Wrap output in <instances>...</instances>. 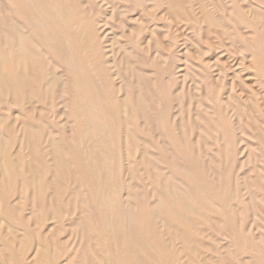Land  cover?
Wrapping results in <instances>:
<instances>
[{
  "label": "bare ground",
  "instance_id": "bare-ground-1",
  "mask_svg": "<svg viewBox=\"0 0 264 264\" xmlns=\"http://www.w3.org/2000/svg\"><path fill=\"white\" fill-rule=\"evenodd\" d=\"M211 1L210 5L217 7L225 15L224 17L220 18L215 15L210 10L207 0H86V3H82L83 5L88 2L89 5L97 7L99 11V14L90 20H85L83 13L78 9L67 8V0H7L20 19L17 18L18 23L19 21L25 23L32 30L30 34L42 41L44 46L39 47L36 42L33 43V36L31 37L29 33L23 31L26 26L23 27L22 24L19 27L14 20L8 19L10 17L0 16V264H250L249 260L244 261L250 257L246 256L247 258L243 257L244 260H241L242 258L239 259L227 247L219 253L213 240H210L212 244L203 243V239L207 236L203 225L209 230L215 229L216 231L214 217L212 218L209 214L210 211H214L212 196L219 194L210 193L208 182L205 184L199 180L197 190L201 193L199 196L202 195V197L191 201L186 200L178 193L173 183L163 176L161 170L155 169L149 163L145 143L142 142L143 138L141 139L139 131L136 129L143 126L145 120L139 125L135 118L136 114L133 113V108L140 110L146 106L147 101L141 97L142 95L136 94L137 92L134 93L136 95L130 92L131 95H125L122 99L115 97V89L118 86L126 88V85L124 87V84H117L116 87L114 74L108 71L105 66L108 54L111 52L114 55L113 47L110 46L107 39V28L111 25L110 20L120 14V9H122L120 4L129 3L132 8L130 7L131 10L127 13H133L131 21H136L134 26L129 28L127 36L129 42L141 53L152 55L154 59H162L163 51L174 54V50L182 46L168 35L164 36L167 37L166 44L163 45V41L161 43L158 36L159 25L168 18L172 22L186 23L187 28L195 36H204L206 39H210L211 35L223 37L224 30L227 28L226 24L233 23L234 28L239 32L238 37L242 43L243 49H240L250 53L248 55L251 58L250 68L255 71L254 76L258 80L257 84L264 90V22L258 20L259 12L257 13V8L253 7L255 3L252 5L253 2H257L264 6V0H248L247 4H237L233 8L230 7L231 9L227 8L225 0ZM148 2L152 4L147 5ZM88 4L84 5L86 9ZM88 9L89 12L93 11L90 7ZM163 12L167 18L160 16ZM121 18H119L120 26L125 21L122 18L124 21L121 22ZM116 20L118 21V18ZM227 30L226 32H228ZM239 30L244 31L240 32ZM119 37H124V35ZM234 37H236L235 34ZM211 39L209 41L213 43ZM124 45L126 46V44ZM118 46L120 49V45ZM126 48L128 49V47ZM115 49L117 50V47ZM131 50L129 47V51ZM212 50L209 49L203 54V58ZM192 51L194 52V50ZM231 51L229 50L230 53ZM131 53L129 54L131 55ZM47 54L55 62L50 60L46 56ZM129 54L127 53V55ZM144 58L143 56L141 61ZM197 59L201 60V57L198 56ZM217 59H214L213 64L206 61L205 63L207 66L209 65L208 67L217 69L216 67L219 66ZM227 59L225 60L228 63ZM109 61L113 62L112 59ZM127 63L129 62L127 61ZM144 64L145 61L142 62V65ZM60 65L73 75L75 89L84 93L81 100L74 101L69 115L78 124V141L74 143L69 141L63 143L57 138L63 133L66 121H68L65 117L67 113L62 111L63 104L66 108L70 103L65 106V99V102L61 101L63 99V90L59 84V73L61 72L58 73L59 76L56 74V67ZM191 65L196 67L195 63H191ZM248 65L250 66V64ZM183 66L185 65L183 64ZM199 69L201 71V68ZM182 70L181 68L179 74ZM117 75L119 77L118 73ZM183 75L185 74L180 77L182 82L185 81ZM121 77L123 76L121 75ZM220 77L223 78L221 75ZM226 77L227 75L224 80ZM118 79L120 80V77ZM237 84L239 83L236 82ZM247 84L249 85V83ZM251 87L253 88L252 84ZM238 90L244 94L247 93L244 89ZM205 92L209 91L205 90ZM176 93L178 92L176 91ZM229 93L228 88L224 98L219 93L212 96L218 102L224 103V101L236 98ZM170 96L172 95L169 90L163 92L165 99ZM208 97L207 94L206 98ZM142 98L144 99L142 100ZM254 99L252 100L254 101ZM143 101L146 102L143 103ZM235 101L238 100L235 99ZM240 102L238 101V103ZM230 105L229 107H231ZM238 108L241 106L238 105ZM139 112L141 113V111ZM244 112L246 113V110ZM245 121L247 122L246 119ZM161 123L169 143L180 150L181 144L165 119ZM251 123L254 122L251 121ZM69 135L70 138L72 133ZM241 139L239 140L240 144L244 142L243 138ZM227 140L229 141V139ZM231 140L233 144L234 139ZM223 146L225 152H231L229 144L224 143ZM243 146L249 145L244 143ZM199 147L201 146L199 145ZM167 149L169 148L167 147ZM203 149L207 154V150L210 148ZM241 151L238 150L239 153ZM122 154H125L127 158L123 159ZM131 155H135L139 159L141 170L149 185L156 190H164L166 193L163 199H158L155 203L152 201L153 204L143 206L139 210L122 204L120 197L122 188L116 184L119 183L122 174L131 172L132 166L123 165V161L128 163V157ZM233 155L235 154L232 151L231 159H233ZM207 162L209 163V161ZM127 166L130 167V170ZM139 189L141 188L139 187ZM82 191L86 192L91 206L97 210L100 227L93 226L91 215L86 211L88 204L86 205L87 202L84 201ZM132 197L134 196L132 195ZM140 198L142 197L139 196ZM216 199H218L217 204L220 201L225 206L221 214L225 219L228 235L234 240L238 249L242 254L255 258L258 264H264V249L258 244L246 240L240 229L231 220L234 211L230 204L231 197L224 194L217 196ZM133 204L137 205L134 202ZM219 210L221 209L219 208ZM250 213L252 214V212ZM95 223L97 224L96 221ZM15 228L21 232V235L14 230ZM224 238L230 239L226 236ZM30 252H33V259L27 262ZM207 253L211 255L208 256ZM215 254L217 255L215 258H218L216 261L213 257Z\"/></svg>",
  "mask_w": 264,
  "mask_h": 264
},
{
  "label": "rangeland",
  "instance_id": "rangeland-1",
  "mask_svg": "<svg viewBox=\"0 0 264 264\" xmlns=\"http://www.w3.org/2000/svg\"><path fill=\"white\" fill-rule=\"evenodd\" d=\"M2 1H4V2H2ZM83 2L86 3V0H67V8L78 9L80 12L83 13L82 15H83V18L85 20H90V18L96 17L99 14L97 7L91 6L87 2V4L89 6L86 9L87 4H84V5H86V6H84L82 4ZM210 3L212 4V1L207 0V4L209 5L210 10L215 15H217L220 18L225 16L217 7L210 5ZM225 3H226L227 8L228 7L233 8L237 4H241V5L242 4L245 5V3L247 4L248 0H225ZM146 4L150 5L152 3L148 2ZM252 5L255 9L257 8L256 12L257 13L259 12V14H258L259 18L257 16L258 20H260L261 22H264V21H262V19H264V13H263L264 12V6L260 5L257 2H253ZM1 6H3V7H1ZM124 6H125V8H124ZM131 6L132 5L129 3L120 4V8H122V9H120L121 10L120 14L118 15V17L115 16L114 19L110 20L111 25L108 26L109 30L107 28V32H108L107 39L109 41L108 43L110 44L111 47H113L112 52L114 53V55L111 54V52L108 54L107 59H106L107 62H106L105 66H106V69L108 71H111V73L114 74V78H116L114 80V84L116 87H117V84L118 85L124 84V87L126 85V88H122V86H118L117 89H115V97H117L119 99L121 97V99H122L125 97V95H131L130 92H132L133 95L139 94L140 96L142 95L141 97L145 98V100L147 102L143 101V103L146 102V106L142 107V109H140V110L139 109L136 110L135 108H133V111H134L133 113L136 114L135 118H136L138 124L139 125H140V123L142 124L143 121L145 120L144 121L145 123L143 124V126H139L136 128L139 131V132L138 131L137 132L139 133L141 139L143 138L142 142L145 143L146 154L148 156L149 163L155 169L161 170L160 172L163 174V176L166 177L167 179H169L173 183V185L176 187V190L178 191V193L181 196H183V198L191 201V200L197 199L199 197H202V195L199 196V194H201V193L197 190L199 180H201L205 184L208 182L207 186L209 184L208 188H209L210 193L219 194V195H215L214 197L212 196V199H211V201H213L212 202L213 203L212 209H214V211H210L211 213L209 214L212 218L214 217L213 220H214L215 225H216V227H215L216 231H215V229L209 230L206 227H204V225H203L202 227L206 230V233H207V236L203 239V243L212 244V241H210V240H213L214 241L213 244H215V247L217 248V251H219V253L223 252L227 247L228 250L230 252H232L233 254L237 255V257L239 259L242 258L241 260H244V258L250 257L249 259L247 258L244 261L249 260L248 262L251 264L252 262L255 261V258H253L252 256L242 254L240 249H238V247L234 243V240L228 235V232H227L228 228H227L225 219L221 214L224 211L225 206L220 201H219V204H217L218 199H216L217 196H222L224 194L228 195V197H231V203L230 204H231L232 208H234V211L231 215V220L234 222V224L237 226V228L240 229L243 237L246 238V240L254 242V243L258 244L259 247L264 249V194H263L264 193V178H263L264 177V175H263V173H264L263 172L264 171L263 170L264 169V133H263L264 132V124H263L264 123V90L261 89L259 87V85L257 84L258 80H257L256 76H254L255 71L252 68H250L251 67V58H250V56H248L250 53L246 52L245 50H242L243 49L242 43L240 42V39L238 37L239 32L236 28H234V25L231 22L226 24V27L229 28V30H227V28H225L224 36L218 37L216 35H211L209 38L211 39V37H212L211 40L213 43H210V41H209L210 39L207 38L208 39V41H207V39L204 36H201V37L195 36L193 34V32H191L187 28V26L185 25L186 23L179 22V21H176L177 23L174 21L172 22L171 19L168 18V20H165L160 24L161 26L159 25V30H158L159 35L158 36L160 37L161 43L163 41V45L166 44L167 37H164V36L168 35V37L174 38L178 42L177 43L178 45L182 44V46L175 49L174 54L171 52L168 53L167 51H163L162 59H158V58L154 59L152 57V55L141 53L137 48H135L129 42L130 40L127 37L129 30H130L129 28L134 26V24L136 23V21H131V16L133 13H127V12H129V10H131V8H132ZM89 7L91 8V11L92 10L94 11V12L92 11L93 13L89 12L90 11L88 9ZM7 9L10 10V12H8ZM12 9L13 8L8 4L7 0H1L0 1V13L3 14V15L0 14V16L5 17V18L10 17L8 19L14 20L18 26L22 25L23 24L22 22L19 21V23H18L17 20L19 19V17L17 16L16 12L13 11ZM122 11H123V13H121ZM88 12L90 13L89 15H88ZM8 13H10V14H8ZM135 14H138V12H135ZM160 16H164L165 18H167L165 12L161 13ZM121 17L125 20V21L123 20L125 23L122 21ZM261 17H263V18L261 19ZM116 18H118L119 22L116 20ZM119 18H121V22H123L121 25L125 26V27L120 26V24H119L120 19ZM84 19H83V21H84ZM174 23H176V24H174ZM115 24H117L119 27ZM174 25H175V27H174ZM22 26L23 27L26 26L25 23ZM19 27H21V26H19ZM26 27H24V30L21 28V30H23L25 33L27 32L30 34L32 32V30H30L29 27H27V28ZM120 27H122V28H120ZM231 27H233V28L231 29ZM116 29H118V30H116ZM175 29H176V31H175ZM204 29H205V27H204ZM177 30H179V31H177ZM226 30L228 32H226ZM239 31L241 32L244 30H239ZM179 32L180 33L182 32L183 35H182V33L180 34ZM189 33H190V35H189ZM234 34L236 37H234ZM120 35L121 36L124 35V37L120 38L119 37ZM188 35L191 37H189ZM228 35H231V36H228ZM30 36L31 37L33 36L32 38H33L34 44L36 42V45L38 44L39 47L44 46L43 42L40 41L39 39H37L34 35L30 34ZM213 36H214V38H213ZM161 37H162V39H161ZM181 37L183 39L185 38V40H182ZM203 38H205V39L203 40ZM233 38L236 39L237 42H234L236 40H234ZM116 41H117V43H116ZM214 42H216V43H214ZM124 44H126V46ZM236 44H237V46H236ZM118 45H120V49H119ZM200 45L204 50L200 47ZM111 47H109V48H111ZM116 47H117V50L115 49ZM126 47H128V49ZM129 47H130V50L132 49L133 51L132 50L129 51ZM123 48H124V50L126 49L125 52H122V51H124ZM181 48H182V50H180ZM240 48H242V49H240ZM188 49L191 51H189ZM209 49H213L212 52L208 53V55H206L207 57L205 56L203 58V54L208 52ZM127 50H128V52H127ZM192 50H194V52ZM229 50L230 51L232 50L231 53L229 52ZM126 52L128 54L130 52H132V53H131V55L130 54L127 55ZM125 53H126V56H125ZM164 54H166V55H164ZM243 54H245L246 56ZM119 55H121L120 58H119ZM168 55H169V57H167ZM184 55H186L185 57H187V58L183 57ZM193 55H194V57H193ZM226 55H227V57H226ZM46 56L48 58H50V60H53V59H51V56L49 54H47ZM141 56H142V58L144 56L146 59L144 58L145 60L143 59V61H141V59H142ZM198 56L201 57V60L197 59ZM235 57H236V59H235ZM147 58H148V60H147ZM163 58H165V59L163 60ZM216 58H218L217 60L219 61V66L216 67L218 70L212 69V67H208L209 65L207 66V63H205V61H206V62H211L209 64H213L214 63L213 61ZM226 58H228L227 59L228 63L225 60ZM111 59L113 60V62L109 61ZM222 59H224V60H222ZM237 59L239 60L238 62H237ZM101 61H102V57H101ZM127 61L131 64L127 63ZM144 61H145V64L142 65V62H144ZM114 62H116L115 65H117V66L114 65ZM160 62H162V63L160 64ZM166 62H167V64H165ZM182 63L185 66H183ZM191 63H193V64L195 63L196 67H194V65L192 66ZM235 63H237L238 65ZM134 64H135V66L136 65L137 66L135 67ZM248 64H250V66ZM153 65H155V66H153ZM156 65H157V67H156ZM188 65H189V67H188ZM181 68L183 70L179 74V71L181 70ZM199 68H201V71ZM238 68H239V70H238ZM193 70L195 73L193 72ZM221 70H225V71L222 72ZM176 71H178L177 72L178 75H177ZM216 71H218V72H216ZM59 72H61V73H59ZM119 72L121 73V75L123 77H121ZM202 72H203V74H202ZM58 73L60 76L58 75ZM117 73L119 74L120 80L118 79L119 77H118ZM206 73H207V75H206ZM218 73H219V76L221 75L223 78H221V77L219 78ZM56 74H57V76L60 77V82H62V83L59 82V84L61 86V90L64 91V92L62 91L63 99H61V101L62 100L64 101V99H65V101H66V102L64 101L65 106H67V104L70 102L68 104V106L66 107L68 109L64 108V104H63V110H62L68 114V115L65 114V117L70 122L68 123V121H66L63 133L60 134L57 138L60 139V141L63 143H64V141L65 142L69 141L71 143H74V142L78 141V136H77L78 124L69 115H70V112L73 108L74 101L75 100H77V101L81 100L84 96V93L77 91L75 89L73 75L68 70H66V68L64 66L61 67V65H60L59 67H56ZM182 74L186 75V76L183 75L184 76L183 78L185 80L183 82H182V79L180 78V77H182ZM216 75H217V77H216ZM225 75H227V77L224 80ZM247 75H251V76H247ZM233 76L235 77V80H234ZM229 80L232 81V85H231V81H229ZM123 81L126 83H124ZM169 81H170V83H169ZM215 81H216V83H215ZM236 82L239 84L236 85ZM224 83H225V86L223 87ZM247 83H249L250 86ZM250 83L252 84L253 88L251 87ZM216 84L218 85V88H217ZM228 84H230V85H228ZM229 86H232V87H229ZM256 87H257V90H256ZM118 88H122V89L119 90ZM182 88L184 91L182 90ZM228 88L230 91L229 94H232L234 97H236L235 99L238 101H241L240 103H242V104L238 103V101H235V99H230L228 101H224V103H220L217 100H215V97L213 98L212 95H214V94L217 95V93H219L224 98L225 94L228 92ZM192 89H194V90H192ZM238 89H244L245 91H247V93L245 92L246 94H244V92H239ZM165 90H169V92H171L172 96H170V98H168V99H165L163 97V92ZM205 90H207L209 92L206 93ZM176 91L178 93H176ZM259 92H261L260 94L263 97L260 96ZM134 93H136V94H134ZM207 94L209 96L208 98H206ZM154 95H156V96H154ZM246 95L249 97L246 98L247 97ZM233 96H230V98L231 97L233 98ZM244 96H246V97H244ZM155 97H156V99H155ZM251 97H252V99L255 98L254 101L251 99ZM144 98H142V100ZM245 98L248 100L246 101ZM160 99H162V100H160ZM171 99H173V100H171ZM67 100H68V102H67ZM158 101H160V102L162 101V102L160 103ZM200 101H204V102H200ZM248 101H249V103H248ZM168 103H170V104L168 105ZM243 103H246V104H243ZM165 104H167V105H165ZM230 104H232V105H230ZM229 105L231 107L232 106H234V107H232V109H231V107H229ZM238 105H239V107L241 106L242 109L238 108ZM242 105H244V106H242ZM250 105H251V107H250ZM61 107H62V105H61ZM235 107L238 109H236ZM245 107H246V109H245ZM164 108H165V110H164ZM234 109L237 111H235ZM244 109L246 110V113L244 112L245 111ZM252 110L255 113H253ZM139 111H141V113ZM207 111H209V112H207ZM233 111H235V112H233ZM238 113H239V115H237ZM244 117H247V118H244ZM236 118H237V120H236ZM239 118H240L241 122H240ZM163 119H165V122L170 126L174 135L177 137L179 143L181 144L180 150L174 148L169 143V140L165 134V131L163 130V126L161 123ZM245 119L247 120V122L245 121ZM249 120H250V123H249ZM251 121L254 123H251ZM260 121H261V123H260ZM241 123H243V124H241ZM234 124H236V125H234ZM248 124H249V126H248ZM144 125H145V127H144ZM227 125H229V126L227 127ZM253 126L255 128H252ZM260 126H262V127H260ZM239 127L242 129V131ZM200 129H202V130L200 131ZM69 130H70V132H68ZM71 133H72L71 137L74 135L72 137L74 140L71 137L69 138V136H70L69 134H71ZM226 134H228V135H226ZM242 135L244 137H241ZM254 135H256V136H254ZM257 135H259V136H257ZM237 136L240 138H238ZM232 138L234 139L233 144L231 143ZM241 138H243V141H244V142L242 141L243 143L240 141L242 144L239 143V140H242ZM227 139H229V141ZM144 140H146L147 142H145ZM198 140H199V142H198ZM202 141H204V142H202ZM205 142L207 143L206 145H205ZM168 143H169V145H168ZM211 143H212V145H211ZM224 143H227L230 145L231 152H225L224 146H223ZM244 143H247L249 146H247V147L243 146ZM199 145L201 147H199ZM204 145L207 149L210 148L207 150V152H208L207 154H206L205 150L203 149V148H205ZM186 146H187V148H185ZM210 146H213V147H210ZM239 146H241V147H239ZM242 146L244 148L245 147L246 148L244 149ZM167 147L169 149H167ZM215 148H217V149L215 150ZM238 150H239V152L242 150L241 153H239ZM232 151H233V154H235V155H233L235 158L232 156L233 159H231V156H230ZM215 152H216V154H215ZM241 155H243V156H241ZM122 156H123L122 157L123 159L127 158V156L125 157V154H122ZM261 158H262V160H261ZM127 161H128V163L126 161H123V165L125 166L127 164L130 167L132 166L131 172H129V174L128 173L122 174L120 177L119 183H116V184H118V186L120 185V187L122 188V191L120 193L122 204L124 206H131L132 208H136L139 210V209L143 208V206H146L148 204H153V202L155 203L156 201H158V199H163L166 195L165 191L161 190V189L156 190L155 188H152L149 185V182H148L145 174L141 170L140 162H139V159L137 158V156L131 155L130 157H128ZM207 161H209V163ZM211 161H212V163H211ZM130 162H132V163L129 164ZM229 163H232V164H229ZM233 164H234V166H233ZM230 165H231V167H230ZM129 166H127V167L130 170ZM132 170H135V171H133L134 173L132 172ZM229 171H230V173H227ZM247 175L249 177H252V178H249ZM224 176H226V177H224ZM128 177H129V179H128ZM246 178H248L250 180H248ZM127 179H128V181H126ZM203 180H205L206 182ZM125 186H127V187L130 186V188L126 187L127 188L126 189ZM139 187L143 190L139 189ZM135 188H137V189H135ZM213 189H215V190L213 191ZM126 190H127V192H126ZM136 191L137 192L139 191L138 193H140L141 191L142 192L140 193V195H137L138 193ZM157 192L158 193L160 192V193L158 194ZM82 193L84 194L83 195L84 201L86 200L85 202H87L86 205L88 204L86 206V211H87V213H89V215H91V219H92L91 222L93 223V226L100 227L101 223L99 220V216L97 214V210L91 206V204L88 200V196L86 195V192L82 191ZM135 193H136V195H135ZM132 195L134 197H132ZM139 196H141L142 198L139 199ZM153 196H155V198H153ZM143 199H144V201H143ZM133 202L136 203L137 205H134ZM236 207H237V209H236ZM259 207H260V209H259ZM93 208H94V210H93ZM219 208L221 210H219ZM89 209L91 210V212L89 211ZM217 209H218V211H217ZM235 210H238V211L235 212ZM250 212H252V214H254V213L255 214L252 216V214ZM93 214L95 215V219H94ZM205 214H208V213H205ZM96 215H97V217H96ZM96 218H97V220H96ZM215 219H217V220H215ZM218 220L220 223L218 222ZM95 221L99 225H97L95 223ZM14 230L19 235H21V232L19 230H17L16 228ZM222 231L223 232L225 231V232L223 233ZM211 236H212V238H211ZM225 236L229 237L230 239L224 238ZM65 238H67V237H65ZM216 239H218V241H216ZM221 245H223L222 246L223 248L221 247ZM231 250H233L234 252ZM32 253L33 252L29 253V256L27 257V262H30L33 259ZM206 255L210 256L211 254L207 253ZM213 257H214L215 261L218 259V258H215V257H217L216 254L213 255ZM255 262H254L255 264H258L257 261H255Z\"/></svg>",
  "mask_w": 264,
  "mask_h": 264
}]
</instances>
